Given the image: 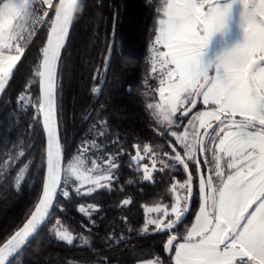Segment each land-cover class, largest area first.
Instances as JSON below:
<instances>
[{"label": "snow or ice", "instance_id": "6c2138e0", "mask_svg": "<svg viewBox=\"0 0 264 264\" xmlns=\"http://www.w3.org/2000/svg\"><path fill=\"white\" fill-rule=\"evenodd\" d=\"M80 6L81 0H0V94L14 80L39 29L47 30L32 77L39 83L36 108L47 137L42 191L22 226L0 237V264H23L18 258L48 223L59 196L109 187L119 167L111 155L89 165L86 154L98 147L95 140L82 144L71 159L60 142L57 64ZM157 12L151 73L158 86L147 109L157 134L170 137V151L136 144L132 160L145 180L169 167H182L186 178H171V202L146 209L159 215L147 218L143 231L151 226L168 236L163 250L170 264H264V0H162ZM104 63L110 66V57ZM25 99V93L18 97L21 103ZM26 148L17 142L0 156V169L23 165L17 183L31 163H24ZM145 160L151 168L141 163ZM197 189L199 208L191 226L180 233L178 225ZM95 209L79 206L89 216ZM51 232L74 242L59 218ZM96 264L110 260L100 258ZM139 264L164 262L156 256Z\"/></svg>", "mask_w": 264, "mask_h": 264}, {"label": "trees", "instance_id": "16d2710c", "mask_svg": "<svg viewBox=\"0 0 264 264\" xmlns=\"http://www.w3.org/2000/svg\"><path fill=\"white\" fill-rule=\"evenodd\" d=\"M81 2L83 11L74 21L59 67L58 116L62 148L68 159L89 125L102 121L126 152L111 187L86 195L72 192L69 198L59 196L48 223L18 259L23 264H96L100 258H108L110 264H137L159 256L164 264H170L168 253L163 250L168 236L153 231L152 227L143 231V205L170 203L171 178L175 176L178 180L186 174L182 167H169L162 172L154 171L152 179L145 180L130 158L135 153L132 146L136 144H149L155 152L170 151L167 147L170 137L157 134L158 126L152 122L142 96L147 77L144 57L154 37L157 8L162 0ZM46 39L47 30L40 28L28 45L14 80L0 95L4 111L12 112L11 102L29 85L35 95H40L39 83L32 77ZM108 57L110 66L106 67L104 61ZM29 116V112H22L20 119L11 118L17 132L4 129L0 133V156L10 152L17 142L31 144L26 156L33 155L36 174V178L17 187L13 178L18 167L0 169V237L22 226L42 191L45 169L40 165L46 149L45 133L40 118L34 122ZM194 197L197 204H192L190 212L178 225L180 233L194 220L198 205V198ZM125 199L130 203L124 205ZM82 202L96 204L99 209L88 218L77 209ZM57 218L77 234L72 244L52 234Z\"/></svg>", "mask_w": 264, "mask_h": 264}, {"label": "rangeland", "instance_id": "374dc122", "mask_svg": "<svg viewBox=\"0 0 264 264\" xmlns=\"http://www.w3.org/2000/svg\"><path fill=\"white\" fill-rule=\"evenodd\" d=\"M158 16H159V13H158V15L156 16V19H155V29H156V23H157ZM154 38H155V33H154L153 39H151V41L148 44L147 53H146V56L144 57V62L146 63V70H147V74L146 75H147V77H146V79L144 81L145 88L142 90V96L144 98V102H145L146 107H147L148 103L154 102L153 96H154L155 89L158 86V79H156L154 74L151 73V49H152V46H153ZM129 88H130V90H129ZM131 89H132V86L129 85L128 86V90L131 91ZM22 93H25L26 99L23 101V103L19 102L18 98H17V100L15 102L14 101L11 102V105H10L12 107V109L10 110V111H12L11 113H9L8 110L4 111L2 106H0V133L3 132L4 129H9V131L17 132L16 126L14 125V121L13 120L20 119L22 117V112H29L30 116L28 118L29 119L31 118V120H33L34 122H37L38 119L40 118V122L42 124L41 113H38L37 112V108H36V104H37V101H38V98H39L40 95L39 96L35 95L34 91L31 89L30 85L28 87H26L25 91L22 92ZM18 97H19V95H18ZM13 109H14V111H13ZM14 113H16V116L13 115ZM148 113L151 116L150 110H148ZM101 122L102 121H96V122H94V123L89 125V127L87 128V130L84 133V135L82 136V138L77 142L73 152H71V154H70L68 159H71L73 156H75L77 154V150L81 147L82 144L87 142V144L90 145L91 142L93 140H95V142L98 145V147L89 149V152L86 154L87 161L89 162V165H90V161L92 159H100L101 157H106L108 155L113 156L115 158L116 163L119 165V167L114 170V179H113V181H114L118 177V172H119V169H120V166H121V162L123 160V156H124V154L126 152V149L119 142L118 138L113 137L112 134L110 133L109 129ZM186 123H187V120H186L185 124ZM31 125L34 126L36 124L31 123ZM179 130H182V127ZM100 132H102L103 135H98V133H100ZM23 144L27 145V148L25 149V151L28 150L29 146H31L30 143L23 142ZM92 153H95V155H92ZM135 154H136V152L134 154L130 155V158L132 159V157L135 156ZM209 159H210V157H209ZM28 161H31V163L29 164L27 170L20 176L19 183H17V173L19 172V168L23 167L22 164L17 168V171H16V173L14 175L13 179H14L15 185L17 187L19 185H21L24 181L28 180V179L36 178V174H35L34 169H33V155L27 156V159L24 160V163H28ZM141 163H149V167L151 168V164H150L149 161L145 160V161H142ZM158 163H160V162H157V167H159ZM133 165L137 168V170L141 171L142 174H143L142 168H138V166H137L135 161H133ZM153 173H154V171L151 174L153 175ZM185 178H186V176L181 178V179H178V180L183 181ZM113 181H112V183H113ZM112 183H111V185L109 187L112 186ZM85 187H88V186H85ZM69 188L70 189L74 188V185L71 183V181L69 183ZM98 189H101V188H97V189H95V191L98 190ZM72 192L74 193V191H71L70 194ZM195 195L198 198V205H197V210H198L199 204H200L199 195H198V189L194 191L191 207H192L193 203L197 204V200H196V202L194 200V198H195L194 196ZM89 204H92V205L96 206V209L91 211V215H93L95 213V211L99 209V206L96 205V204L90 203V202L79 203L77 205L78 211H79V206L80 205L87 206ZM158 204H161V203L144 204L143 205V211H144L145 220L147 218H154L157 215H159L158 213H147V211H146V209L148 207H153V206H156ZM162 204H168V203H162ZM191 207H190V209H191ZM81 214L85 215L84 213H81ZM91 215L90 216L89 215H85V216L90 218ZM62 229L63 230H67L68 232H70L71 235L74 237V240L77 238V234L72 232V231H70L69 229H67L66 226L62 225ZM152 258H154V257H152ZM152 258H149V259H152ZM137 264H139V262Z\"/></svg>", "mask_w": 264, "mask_h": 264}, {"label": "water", "instance_id": "95a60500", "mask_svg": "<svg viewBox=\"0 0 264 264\" xmlns=\"http://www.w3.org/2000/svg\"><path fill=\"white\" fill-rule=\"evenodd\" d=\"M74 24V22H73ZM73 24L72 26L70 27V31H69V35L68 37L66 38V41L67 39L69 38L70 36V33H71V30H72V27H73ZM66 41H65V44H66ZM65 46V45H64ZM64 49V47H63ZM63 49L61 50V56H62V52H63ZM61 56H60V59L58 61V64H57V73H56V100H57V110H58V82H59V67H60V60H61ZM130 90V88H129ZM41 120H42V126H43V114L41 113ZM58 128H59V137H60V142H61V135H60V124H59V116H58ZM44 130V128H43ZM44 133H45V140L47 141V137H46V132L44 130ZM61 145H62V142H61ZM57 199L54 201V204L56 203ZM53 211V210H52ZM44 226H42L43 228ZM42 228L39 230V232L42 230Z\"/></svg>", "mask_w": 264, "mask_h": 264}, {"label": "clouds", "instance_id": "9594fccd", "mask_svg": "<svg viewBox=\"0 0 264 264\" xmlns=\"http://www.w3.org/2000/svg\"><path fill=\"white\" fill-rule=\"evenodd\" d=\"M82 11H83V3L81 2L80 13H82Z\"/></svg>", "mask_w": 264, "mask_h": 264}]
</instances>
